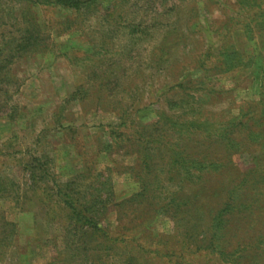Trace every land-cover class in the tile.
<instances>
[{
  "label": "rangeland",
  "instance_id": "obj_1",
  "mask_svg": "<svg viewBox=\"0 0 264 264\" xmlns=\"http://www.w3.org/2000/svg\"><path fill=\"white\" fill-rule=\"evenodd\" d=\"M39 1L0 0V264H264V0Z\"/></svg>",
  "mask_w": 264,
  "mask_h": 264
},
{
  "label": "trees",
  "instance_id": "obj_2",
  "mask_svg": "<svg viewBox=\"0 0 264 264\" xmlns=\"http://www.w3.org/2000/svg\"><path fill=\"white\" fill-rule=\"evenodd\" d=\"M96 1L97 0H40L39 3L45 6H58L65 10L81 12L89 11L95 5ZM172 125V127L183 129L185 127L187 128L188 132L194 129H200L194 120H189L187 123L182 124V126L177 122H172ZM112 134L115 135V132ZM61 196V202L63 204L62 210L67 212L69 215V221L73 224L74 228L85 229L86 233L90 234V239L94 241H101L107 248L118 247L119 249H123L125 240L122 238L124 235L121 234V232H111L107 227H102L98 222H96L95 216H93L91 212L93 207L84 209V206L79 202L78 199L73 197L71 193ZM223 251L225 252V250L218 251L220 256L223 258V262L221 264H228L231 262V260H229L231 256L225 254ZM129 261L131 263L133 260L129 259Z\"/></svg>",
  "mask_w": 264,
  "mask_h": 264
}]
</instances>
